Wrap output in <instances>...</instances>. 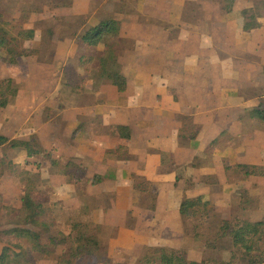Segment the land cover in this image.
<instances>
[{
	"label": "rangeland",
	"instance_id": "374dc122",
	"mask_svg": "<svg viewBox=\"0 0 264 264\" xmlns=\"http://www.w3.org/2000/svg\"><path fill=\"white\" fill-rule=\"evenodd\" d=\"M253 3L239 0L237 9ZM217 4L215 0H1L6 19L35 28V37L25 44L37 53L16 66L0 61L1 76L12 77L19 89L17 97L0 113V134L24 139L38 130L45 148L32 158L23 150H7L8 159L21 167H4L0 178L2 202L22 207L27 171L37 172L40 163V189L51 205L49 214L55 216L56 228L68 232L69 219L80 214V207L88 206L94 221L102 225L100 241L107 257L132 264L148 246H167L187 251L193 260L209 257L218 263L233 259L234 264H246L229 236H212L211 240L207 236L220 220H264V176L245 178L242 171L231 168L224 182L215 176L208 186L202 176L214 170L200 167L199 156L188 150L196 147L190 144L188 149L172 152L173 140L164 130L170 126L168 109L197 111L201 92L189 89V82L197 83L199 75L196 68L195 73L186 72L188 58L197 57V36L205 29L208 32L213 20L218 17L214 23H227ZM261 6L263 14L264 0ZM238 11L232 17L239 18ZM110 17L121 21L114 43L121 70L128 78L126 93H118L98 76V58L104 45L88 47L79 38ZM217 39L215 43L228 51L223 38ZM253 40L261 44L260 53L251 52L239 60V65L249 60V67L261 72L264 24L255 30ZM175 116L191 136L196 129L193 120L178 112ZM118 122H128L133 128L128 141L133 155L127 161L105 153L119 141L106 124ZM160 123L163 128L157 127ZM159 132L160 137H156ZM77 136L82 139L75 140ZM160 151L163 164L158 171L155 156ZM234 151L219 149L228 156L223 158L226 165L237 160ZM51 159L76 163L79 168L72 167L71 171L82 179L77 182L73 175L68 178L51 172ZM176 163L177 180L176 172L171 171ZM214 172L222 176V170L216 168ZM95 175L101 180L95 184L87 181ZM193 180L199 182L193 184ZM199 193L211 198L213 211L207 220H194L199 225L195 227L183 221L177 207L183 196ZM152 205L155 209L150 208ZM85 263L104 264L97 257ZM35 264L55 262L52 258L39 259Z\"/></svg>",
	"mask_w": 264,
	"mask_h": 264
},
{
	"label": "trees",
	"instance_id": "16d2710c",
	"mask_svg": "<svg viewBox=\"0 0 264 264\" xmlns=\"http://www.w3.org/2000/svg\"><path fill=\"white\" fill-rule=\"evenodd\" d=\"M215 1L219 3L222 13L226 14L233 11L236 2L239 0ZM252 1H255L256 4L243 7L240 11L244 31H251L262 26L260 20L264 16V13L261 12L263 0ZM120 31L121 21L110 17L84 31L79 35V38L88 47L97 48L104 45V49L98 58V76L106 84H110L117 88L120 93H124L128 90V78L121 70L120 54L114 43V39L119 37ZM35 35V28H26L16 24L14 20L6 19L0 0V61L16 66L25 57L37 53V49L30 48L25 44ZM18 92L19 89L14 79L12 77L3 78L0 72V113L17 97ZM251 113L264 122V109L255 108ZM193 127L196 129L191 136H188L182 128L180 131L181 139H195L198 127L196 125ZM111 130L122 140H128L131 137V129L128 125H112ZM7 150H23L27 153V157L32 158L42 154L44 147L35 134H32L29 139H11L0 134V178L5 166L14 169L18 166L21 167L12 158L9 157L8 159ZM107 153L119 159L131 157L128 145L124 142H120L115 148L108 149ZM42 167V164L37 163V172L27 171L21 208L6 205L0 199V227H3L0 230V264H26L28 262L35 264L39 259L51 258L55 264H86V259L92 260L96 257L104 264H124L122 261L107 257L105 254L100 241L102 225L94 221L88 206L80 207V214L69 219L68 232L56 228L55 216L49 214L52 209L51 205L43 199L44 196L40 189L43 179L39 170ZM72 167L79 168L76 163L69 160L64 163L51 159V172L65 175L68 178L73 175L74 180L78 182L82 177L73 174ZM231 168L242 171L245 178L264 176V165L236 163L226 165V172ZM80 169L85 171L84 167ZM210 178L211 176H209ZM100 180L101 176L95 175L87 181L95 184ZM139 184L137 183L136 187ZM150 208L155 209V205ZM212 211L211 200L202 195L183 196L179 207L183 221L187 224L190 222L195 227L199 225L194 220L197 222L203 219L207 220ZM223 235L231 238L233 246L246 260V264H264V220L252 221L245 218L220 220L216 224V229L208 234L207 239L211 240L212 236ZM132 264H234V260L218 263L212 258L205 257L198 261L190 259L187 251L183 249L148 246Z\"/></svg>",
	"mask_w": 264,
	"mask_h": 264
},
{
	"label": "crops",
	"instance_id": "0c3cea01",
	"mask_svg": "<svg viewBox=\"0 0 264 264\" xmlns=\"http://www.w3.org/2000/svg\"><path fill=\"white\" fill-rule=\"evenodd\" d=\"M238 2L239 1L236 2L233 11L226 14L221 12L220 5L217 4L220 8V15L223 14L225 16L224 22L227 23H214L220 20L218 17L217 20H213V24L209 31L206 32L205 29L204 34H199L197 36L200 43L197 57L188 58L189 66H187L186 72L195 73L194 70L196 68V73L199 75L197 83L189 82L192 86L189 89H197L201 92L198 93L197 96V111L195 112L192 110L191 112L189 108L182 111L168 109L167 121L170 126L164 128L167 132V138L173 140L172 152H177L179 148L188 149L187 147L192 144L193 147L196 148L188 150L192 155L199 156L195 157L201 162V168L206 167L214 171L216 168L222 170V176L214 171L207 172L202 176V182L208 186L212 185L210 182L211 179L209 181V176L220 177L223 182L224 177L226 176V163L223 162V158L228 156H225L223 152L220 153V148L222 151H226L228 148H233L235 150L234 152L238 155L237 160L229 163V165L236 163L264 165V122L260 118L253 116L251 113L255 108L264 109V71L261 70L260 72V68L254 69L249 67V62L251 61L246 60L247 58H245L246 62L244 61V64L239 65V60L250 55L251 52L260 53L262 46L259 41L253 40V33L258 28L251 31L243 30V18L240 15V11L243 7H247V5L237 9ZM236 11H238L239 18L232 17V14ZM231 18L236 19H233L231 22ZM260 21L263 25V18ZM234 22L235 26L237 24L236 28ZM218 37L223 38L224 46H227L226 48L228 51H225V48L221 47L218 43H215L217 42ZM191 59L192 62H190ZM260 61H262V58ZM194 63L196 66L192 65ZM117 92L120 93L118 90ZM176 112L182 114V116H189L193 120V124L198 127L195 139H190L187 140L188 142L183 141L184 143H181L182 139L180 131L183 128V121L177 120L175 116ZM74 121L76 122L77 119L75 118ZM118 124L128 125L131 129V137L128 140H122L115 133L116 136H118V144L124 142L128 145V141L131 140L133 135V128L128 122L110 123L106 124V126L111 129L112 125ZM157 127L163 128V125L160 123ZM33 132L34 131L30 134L37 135L43 145L40 138V132L38 130H36V133ZM160 133L161 132H159L156 137H160ZM30 136H25L24 139H29ZM78 139L82 138L77 136L75 140ZM115 147L106 148L105 153L108 154L107 150ZM128 148L129 154H131L130 158L119 159L114 155H112V157L123 161L130 160L133 152L130 150L129 145ZM162 150L167 151L164 149ZM203 153L206 154L204 159L201 157ZM156 154V166L159 171L163 164V153L160 151V153L157 152ZM219 154L220 157L218 156ZM254 155H256V157ZM258 155L260 157H257ZM175 162L176 161H174V163ZM180 163H183V161ZM177 164L178 163H176L171 169V171H175L176 174L170 172L175 174L174 177L176 180L177 176H179V173L176 170L178 167ZM170 173H167V175ZM194 182L196 184L199 181L193 180L192 183L194 184ZM206 194L207 193H199L187 196L202 195L211 200V198L205 196ZM179 207L180 204H178L177 207L178 211Z\"/></svg>",
	"mask_w": 264,
	"mask_h": 264
}]
</instances>
